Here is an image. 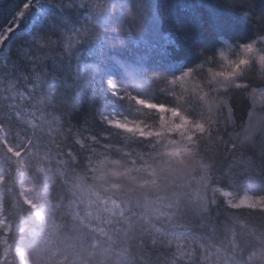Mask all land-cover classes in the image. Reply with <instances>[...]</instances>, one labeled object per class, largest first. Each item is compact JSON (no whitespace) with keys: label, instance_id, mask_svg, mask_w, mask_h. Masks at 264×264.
I'll return each mask as SVG.
<instances>
[{"label":"clouds","instance_id":"1","mask_svg":"<svg viewBox=\"0 0 264 264\" xmlns=\"http://www.w3.org/2000/svg\"><path fill=\"white\" fill-rule=\"evenodd\" d=\"M127 10L129 20H136L129 6ZM218 40L210 52L198 49L201 59L176 75L147 74L167 95L143 98L166 106L165 111L136 103L126 72L106 74L123 93L121 99L133 101L135 110L150 118L104 116L100 122L111 132L85 135L77 130L72 146L60 151L56 144L59 159L53 155L33 160L31 187L43 193L36 202L38 213H32L33 229L13 241L11 226L4 227L7 243L0 249V264H155L159 255L152 258L147 249L157 245L171 250L160 264H216L210 236L173 238L156 221L213 231V209L222 205L218 199L209 201L207 193L217 186L222 160L219 153L210 157L206 145L225 143L226 133L233 161L251 156L249 150L257 143L264 145V104L257 103L264 92V30L243 41ZM37 43L46 49V57L63 58L68 52L67 43L53 36ZM96 63L104 72L103 61ZM67 76L71 81L78 78L71 70ZM53 93L54 107L69 120L83 104L74 88L54 87ZM237 96L248 102L242 116L237 115ZM58 119L64 122L62 116ZM116 120L142 131L110 126ZM113 135L134 141L138 148L131 155L119 150L113 155L110 146L101 143ZM61 139H66L63 133ZM21 165L28 166L24 160ZM226 208L231 214L264 216V211ZM229 255L230 264H264V243L246 249L234 244Z\"/></svg>","mask_w":264,"mask_h":264},{"label":"trees","instance_id":"2","mask_svg":"<svg viewBox=\"0 0 264 264\" xmlns=\"http://www.w3.org/2000/svg\"><path fill=\"white\" fill-rule=\"evenodd\" d=\"M130 2L139 0H0V249L7 243L4 227L11 226L13 241L26 238L33 229L32 213H38L36 202L43 195L31 187L33 160L53 155L59 159L56 144H60V151L72 146L77 130L85 135L111 132L100 122L104 116L150 118L137 112L133 101L121 99L122 92L109 89L104 83L106 74L119 76L124 71L134 84V94L163 99L167 94L146 78L148 73L176 75L201 59L198 49L204 53L215 49L220 43L218 37L243 41L264 30V18L257 19L264 13V0H153L162 22L158 19L157 28L150 22L147 30H140L137 7V19L129 20L133 32L125 33L120 43L114 40L117 31L113 29L127 27L123 21L129 18ZM25 3L30 5L26 13L16 15ZM169 35L174 44L163 39ZM49 36L69 45L63 58L45 56L46 49L37 41ZM97 60H102L104 67L99 75L89 68L97 65ZM69 70L77 80L71 81ZM65 86L74 88L83 101L70 120L53 102V88ZM234 103L237 115L242 116L248 102L237 96ZM257 103L264 104V100L259 98ZM224 139L223 144L212 141L206 145L210 157L219 153L222 160L217 186L207 193L209 201L218 199L222 205L213 209V231L156 221L173 238H189L196 233L210 236L211 259L216 264H230L234 244L246 249L250 244L264 243V216L229 213L228 197L218 191L221 187L229 190L232 199L264 195V145L257 143L249 150L251 156L233 161L226 133ZM101 143L110 146L107 150L113 155L118 150L131 155L138 148L134 141L116 135L102 138ZM21 160L28 166H22ZM147 250L152 258L159 255L155 264L171 251L159 245Z\"/></svg>","mask_w":264,"mask_h":264},{"label":"snow or ice","instance_id":"3","mask_svg":"<svg viewBox=\"0 0 264 264\" xmlns=\"http://www.w3.org/2000/svg\"><path fill=\"white\" fill-rule=\"evenodd\" d=\"M30 7L29 4L25 3L24 5L21 6V9L17 11L16 15L18 16H23L28 8ZM140 9V24L137 25V27L140 30H147V27L149 23L151 22L154 28H157L158 25L155 23L156 20H160L162 22V17L158 15V8L157 6L153 3V0H139L138 3L133 4L129 3V9L136 14V8ZM128 12V10H127ZM264 18V13L258 14L257 19H262ZM137 19V15H136ZM135 21V20H131ZM123 24H126L127 27H121L119 31L117 32V37H114V40L118 39V42L123 43L124 40V35L125 33H132L133 32V24L129 22V18L123 21ZM162 36V34H161ZM163 39L165 40L166 44H174L175 39L171 38V36H163ZM76 43H79V40L76 41ZM76 45L73 44L72 47L74 48ZM66 47L69 48V45L67 44ZM101 51L103 49L101 48ZM79 54L77 53V58ZM89 68L95 72L96 75L100 74V69L97 65H89ZM104 83L110 87L115 89V86L112 84L111 81L109 80H104ZM113 94H118L114 92ZM133 99L136 101V103L140 104L141 106L147 107L152 110H160V111H165L166 106L163 105H156L152 104L149 101H146L142 96H134ZM260 99L264 100V92L260 93ZM175 114V110H173ZM110 126H115L123 130H127L129 132L132 131H142L135 125H130L127 122H122L120 120L116 121H110ZM19 155V153H17ZM218 191L220 192L222 197H228L226 200V204L229 208L234 209V210H239V209H252V210H259V211H264V195H242L239 196L238 198L232 199L231 192L229 190L224 189L223 187L219 188Z\"/></svg>","mask_w":264,"mask_h":264}]
</instances>
